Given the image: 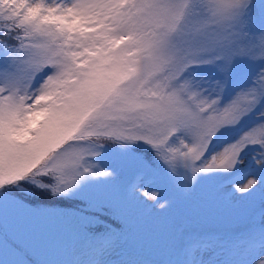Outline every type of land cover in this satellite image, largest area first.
I'll return each mask as SVG.
<instances>
[{"label": "snow or ice", "instance_id": "obj_1", "mask_svg": "<svg viewBox=\"0 0 264 264\" xmlns=\"http://www.w3.org/2000/svg\"><path fill=\"white\" fill-rule=\"evenodd\" d=\"M35 176L90 178L97 264H264V0H0V187Z\"/></svg>", "mask_w": 264, "mask_h": 264}, {"label": "rangeland", "instance_id": "obj_2", "mask_svg": "<svg viewBox=\"0 0 264 264\" xmlns=\"http://www.w3.org/2000/svg\"><path fill=\"white\" fill-rule=\"evenodd\" d=\"M29 179L35 183L42 182L37 176ZM89 179H82L67 189L61 187L59 191L53 181L48 185V191L59 197L78 195L85 198ZM8 185L1 188H8ZM53 201H57L56 198ZM76 209L72 204L32 207L14 197L0 200V264H97L101 259V245L95 239L99 233L94 230L104 229L103 225L81 222L79 216L82 212ZM39 220L50 223L40 227L37 224ZM190 226L212 227L195 222ZM24 252L31 255L34 261Z\"/></svg>", "mask_w": 264, "mask_h": 264}, {"label": "trees", "instance_id": "obj_3", "mask_svg": "<svg viewBox=\"0 0 264 264\" xmlns=\"http://www.w3.org/2000/svg\"><path fill=\"white\" fill-rule=\"evenodd\" d=\"M38 177V176H37ZM25 178L24 180L18 181L14 184H9L8 188H1L0 187V200L4 198H17L18 200L32 206V207H45V205L50 206H60L64 204H72L76 210L81 211L86 208L87 201L84 197L81 196H74V195H64V197L54 196L52 193L48 191V185L52 184L54 181L52 178L45 177L42 182H33L32 179L30 180ZM55 182V181H54ZM3 193V194H2ZM68 194V193H66ZM50 198V199H49ZM56 198L57 201H53ZM49 199V200H48ZM83 205V206H82ZM82 208H78L81 207ZM101 219H104L101 217ZM95 224V223H93ZM97 224V223H96ZM103 227V226H102ZM96 232L102 233L104 229L100 230L99 228H95ZM94 234V233H93ZM16 245V242H13ZM22 251L23 248L19 247ZM25 255L27 254L28 258L32 259V256L28 253L24 252Z\"/></svg>", "mask_w": 264, "mask_h": 264}]
</instances>
